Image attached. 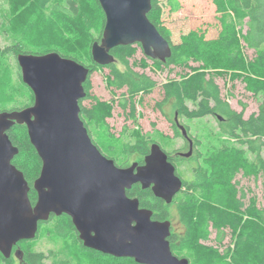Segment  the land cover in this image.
Wrapping results in <instances>:
<instances>
[{
  "label": "trees",
  "instance_id": "trees-1",
  "mask_svg": "<svg viewBox=\"0 0 264 264\" xmlns=\"http://www.w3.org/2000/svg\"><path fill=\"white\" fill-rule=\"evenodd\" d=\"M210 1L218 12L220 28L217 35L207 38L202 29L196 28L181 34L175 41L171 30L162 22L161 13L164 5L171 11H178L180 0H151L147 16L171 48V55L164 63L150 58L152 64L157 68L180 66L189 69L179 77L162 83L163 96L155 104L161 108L171 101L174 117L175 114L190 119L206 115H215L219 119L220 116L223 127L235 144L221 145L202 159L194 152L188 157L178 153L172 157V152L160 144L175 165L176 174L182 178V188L170 203L156 197L150 188L142 189L139 183L127 189L126 194L137 197L140 207L151 209L154 220L171 221L177 215L183 232L179 235L171 231L168 240L173 254L178 257H186L179 254L180 250L193 245L191 256L195 255L186 257L189 264H264V207H257L255 199L251 198L245 204V189L235 179L240 171L244 176L264 174V100L258 104L257 111L244 117L245 107L239 111L232 108L221 96L219 86L209 72V69L219 68L244 73L253 90H264V0ZM8 5V8L2 9V26L15 41L0 47V111L20 109L31 105L34 100L31 89L21 79L16 61L18 53L56 51L71 57L90 68L83 84L86 96L79 100L80 117L99 150L112 158L116 165L123 166L109 148L104 151L100 147L89 127V123L98 125L110 113L109 103L91 93L90 75L102 67L109 69V86L122 90L118 106L126 120L135 121L137 98L140 94L152 92L157 85L150 75L136 70L130 63L140 44L117 45L110 50L122 68L116 63L101 66L92 60L90 52L92 42L101 39L105 24V15L98 0H9ZM22 15L23 18H20ZM58 23L86 38L83 53L66 48V43L58 35L55 37ZM244 46L253 49L255 56L248 59ZM8 57L16 63V69L9 66ZM191 62L198 64L192 65ZM141 64L146 65L144 62ZM84 100H89L90 104H83ZM173 128L177 133L175 126ZM7 134L18 148L12 163L24 174L30 186L28 196L34 203L37 193L32 183L39 175L41 160L30 143L24 124L13 125ZM130 136L123 142L122 150L125 154L137 155L136 160L142 163L155 141L137 130ZM190 160L195 164H188ZM47 224L51 225L47 231L61 240L56 250L51 249L47 253L32 250L29 247L31 240H21L17 246L23 250V259L19 261L13 254L5 258L0 253V264H139L129 257L117 258L83 246L71 218L65 213L58 216L51 214L46 221H40L35 238ZM226 227L233 233L238 232L233 249L228 247L218 252L198 243L200 237L209 236L210 229L220 234L218 240L221 241ZM71 236L76 237L77 247H74L75 243H70Z\"/></svg>",
  "mask_w": 264,
  "mask_h": 264
},
{
  "label": "water",
  "instance_id": "water-1",
  "mask_svg": "<svg viewBox=\"0 0 264 264\" xmlns=\"http://www.w3.org/2000/svg\"><path fill=\"white\" fill-rule=\"evenodd\" d=\"M105 15L100 40L91 44L92 60L101 66L116 62L110 50L117 45L140 44L146 57L164 63L171 55L166 38L149 20L151 0H98ZM22 81L33 93V103L0 111V253L21 261V240H32L40 221L51 214H67L83 246L113 257H129L139 264H189L173 254L168 237L170 220L152 219V210L140 207L126 190L135 183L170 203L182 188V178L167 152L151 143L142 163L118 166L92 141L80 117L79 100L90 68L56 51L18 53ZM220 119H222L219 116ZM177 121V114H175ZM24 124L40 160L38 177L30 186L13 163L18 148L7 130ZM183 137L192 140L179 124ZM15 248V249H14Z\"/></svg>",
  "mask_w": 264,
  "mask_h": 264
},
{
  "label": "rangeland",
  "instance_id": "rangeland-1",
  "mask_svg": "<svg viewBox=\"0 0 264 264\" xmlns=\"http://www.w3.org/2000/svg\"><path fill=\"white\" fill-rule=\"evenodd\" d=\"M8 1L0 0L1 48L11 45L15 41L12 34L3 30L2 26V21L4 20L2 9L8 8ZM164 1L162 0V2ZM180 2L181 8L178 11H171L164 5L161 13L162 22L171 30L173 40L177 41L181 34L196 28L202 29L207 38L217 35L220 28L217 20L218 12L210 0H180ZM23 16L20 18H23ZM56 25L58 31L54 32L55 37L58 35V38L66 43H64L66 48L77 49L83 53L86 38L80 34H76L73 30L64 26L63 23ZM243 29L245 28L243 27ZM244 52L248 59L255 56V51L245 46ZM7 62L9 66L16 69L17 65L11 57L7 58ZM142 62L146 63V65H142ZM115 63L118 67L122 68L120 63ZM130 63L136 70L145 71L150 75L157 85L152 92L140 94L137 98L136 120H126L124 112L117 104L118 96H120L122 90H114L108 84L107 76L109 69L102 67L92 72L90 75L92 83L91 93L110 105V113L101 123L98 125L89 123L95 141L104 151H107L109 148L114 153L118 162L122 163L123 166L129 165L137 159V155L125 154L122 150L123 142L131 138L130 134L134 130L148 135L155 142L161 144L165 150L172 152V157L176 156L179 152H186L188 144L181 136V132L175 133V129L171 125L174 118L171 101L163 104L161 108L157 107L155 102L162 99L161 85L163 82L170 78H177L181 74L188 72L189 69L180 66L157 68L152 64V60L144 55L141 47H137L136 53L130 58ZM191 64L197 65L198 63L191 62ZM209 72L218 84L221 96L228 101L232 108L239 111L245 107L244 117L257 111L258 104L264 100V90H259L258 92L253 90L249 80L245 78L247 77L246 74L219 68L209 69ZM18 99H21V97H18ZM83 104L89 105L90 101L84 100ZM188 104L191 106L190 102ZM178 118L182 124L187 126L191 137L194 139L193 152L199 155L200 159L218 149L221 145L235 144L234 140L226 132L225 127H223L221 119H218L215 115H206L193 119L178 115ZM125 127H127V130H124ZM188 164H195V161L190 160ZM235 179L239 181V186L245 189V204H248L251 198L255 199L257 207L263 208L264 174L260 173L256 177L254 175L244 176L240 171L236 174ZM171 223V231L179 235L182 234L183 226L178 220L177 215L171 218ZM48 227L50 228L51 225H44L37 237L29 242V247L32 250L47 253L51 249L56 250L61 245L60 238L56 237L52 232L47 231ZM223 230L225 235L221 241L218 240L220 234L214 229H210L207 238H197L198 243L204 247L215 248L218 252H223L228 247L233 249L238 232L233 233L228 227ZM76 240L75 236H71L69 239L71 244L72 242L75 243L76 246L74 247H77L78 242ZM193 252L194 247L191 245L180 250L179 254L189 257Z\"/></svg>",
  "mask_w": 264,
  "mask_h": 264
},
{
  "label": "flooded vegetation",
  "instance_id": "flooded-vegetation-1",
  "mask_svg": "<svg viewBox=\"0 0 264 264\" xmlns=\"http://www.w3.org/2000/svg\"><path fill=\"white\" fill-rule=\"evenodd\" d=\"M172 127H174L175 126V128L178 130V131H180L181 132V129H180V127H179V124H182L181 122H180V120H179V118H178V116H177V121L175 120V117L172 119ZM174 124V125H173ZM185 128H186V130H187V133H188V137L192 140V153H193V147H194V139L191 137V135H190V133H189V131H188V129H187V126L185 125V124H182ZM181 136H182V134H181ZM183 137V136H182ZM184 139H185V142L188 144V150L186 151V152H179L178 153V155L179 156H182V157H186V156H183L181 153H187V152H189V150H190V144H189V139L188 138H186V137H183ZM188 157V156H187ZM137 161V160H136ZM138 162V161H137ZM172 162V161H171Z\"/></svg>",
  "mask_w": 264,
  "mask_h": 264
}]
</instances>
